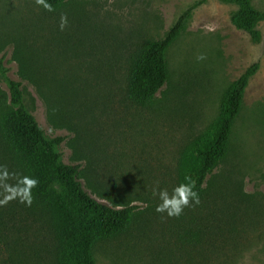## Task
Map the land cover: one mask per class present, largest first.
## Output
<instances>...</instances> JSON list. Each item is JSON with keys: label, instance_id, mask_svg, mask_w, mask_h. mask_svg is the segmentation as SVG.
I'll use <instances>...</instances> for the list:
<instances>
[{"label": "rangeland", "instance_id": "374dc122", "mask_svg": "<svg viewBox=\"0 0 264 264\" xmlns=\"http://www.w3.org/2000/svg\"><path fill=\"white\" fill-rule=\"evenodd\" d=\"M250 2L264 14V0ZM197 5L168 51L169 83L148 108L133 105L132 54ZM238 12L218 0H67L57 12L0 0V99L20 82L25 108L47 138L64 139L62 162L80 167L93 198L138 207L124 235L96 247V264H264V21L254 40L234 24ZM256 64L228 157L200 203L178 218L157 213L153 190L180 184L182 157ZM0 167L15 174L9 185L25 176L1 132ZM53 223L33 196L31 206L0 205V264H58Z\"/></svg>", "mask_w": 264, "mask_h": 264}, {"label": "trees", "instance_id": "16d2710c", "mask_svg": "<svg viewBox=\"0 0 264 264\" xmlns=\"http://www.w3.org/2000/svg\"><path fill=\"white\" fill-rule=\"evenodd\" d=\"M235 4L238 15L234 24L249 31L258 40V23L264 14L250 0H218ZM51 11H60L67 0H44ZM198 7L186 11L163 39L145 44L129 61L127 96L131 103L148 108L170 81L168 51L183 32L185 24ZM256 64L245 71L227 89L220 114L213 126L196 139L180 161V184L193 182L199 198L204 195L209 177L226 160L231 149L235 123L244 105L246 90L257 73ZM10 97L0 99V132L15 161L25 176L38 180L32 196L54 220V236L58 244V264H96L94 250L113 241L130 228L138 207H112L98 201L84 188L80 167L62 162L59 147L63 138L49 139L35 117L23 103L22 84L8 81Z\"/></svg>", "mask_w": 264, "mask_h": 264}, {"label": "clouds", "instance_id": "9594fccd", "mask_svg": "<svg viewBox=\"0 0 264 264\" xmlns=\"http://www.w3.org/2000/svg\"><path fill=\"white\" fill-rule=\"evenodd\" d=\"M37 4H43L45 9L51 11V6L44 0H36ZM66 17H62L61 30L66 24ZM198 59H204L200 56ZM15 174H10L5 167H0V187L4 189V198L0 199V205H4L17 199L25 206L32 204V189L36 188L38 180L30 176H20L15 185H9L7 180ZM194 183H181L173 188L171 194L167 189H154L153 195L158 198L155 211L166 215L168 218H178L184 209L200 203L199 195L193 190Z\"/></svg>", "mask_w": 264, "mask_h": 264}]
</instances>
